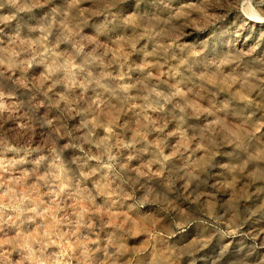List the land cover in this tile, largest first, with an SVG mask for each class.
I'll use <instances>...</instances> for the list:
<instances>
[{
  "label": "rangeland",
  "instance_id": "1",
  "mask_svg": "<svg viewBox=\"0 0 264 264\" xmlns=\"http://www.w3.org/2000/svg\"><path fill=\"white\" fill-rule=\"evenodd\" d=\"M0 264H264V0H0Z\"/></svg>",
  "mask_w": 264,
  "mask_h": 264
}]
</instances>
